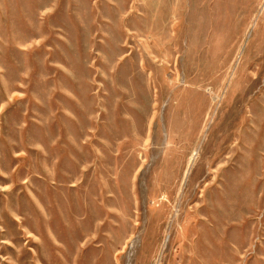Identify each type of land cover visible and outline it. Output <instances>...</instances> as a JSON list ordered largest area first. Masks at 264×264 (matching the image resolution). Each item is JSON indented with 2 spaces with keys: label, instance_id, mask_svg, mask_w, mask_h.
Wrapping results in <instances>:
<instances>
[{
  "label": "rangeland",
  "instance_id": "374dc122",
  "mask_svg": "<svg viewBox=\"0 0 264 264\" xmlns=\"http://www.w3.org/2000/svg\"><path fill=\"white\" fill-rule=\"evenodd\" d=\"M0 264H264V0H0Z\"/></svg>",
  "mask_w": 264,
  "mask_h": 264
},
{
  "label": "bare ground",
  "instance_id": "6f19581e",
  "mask_svg": "<svg viewBox=\"0 0 264 264\" xmlns=\"http://www.w3.org/2000/svg\"><path fill=\"white\" fill-rule=\"evenodd\" d=\"M183 242V241H182Z\"/></svg>",
  "mask_w": 264,
  "mask_h": 264
}]
</instances>
